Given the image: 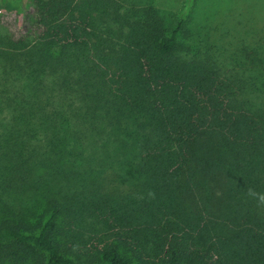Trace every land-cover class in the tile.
Wrapping results in <instances>:
<instances>
[{
    "label": "trees",
    "instance_id": "16d2710c",
    "mask_svg": "<svg viewBox=\"0 0 264 264\" xmlns=\"http://www.w3.org/2000/svg\"><path fill=\"white\" fill-rule=\"evenodd\" d=\"M34 1L0 32V264H264V37L226 66L189 11Z\"/></svg>",
    "mask_w": 264,
    "mask_h": 264
},
{
    "label": "rangeland",
    "instance_id": "374dc122",
    "mask_svg": "<svg viewBox=\"0 0 264 264\" xmlns=\"http://www.w3.org/2000/svg\"><path fill=\"white\" fill-rule=\"evenodd\" d=\"M152 3L166 15L190 13L188 27L190 42L195 49L209 52L230 66L235 57L247 59L245 44L264 37V0H136ZM34 0H0V32L11 33L16 38L34 39L37 22L31 17ZM23 195L18 204L26 207ZM146 238H144L145 240ZM147 242V243H146ZM144 245L151 254L152 244ZM132 264H145L134 258Z\"/></svg>",
    "mask_w": 264,
    "mask_h": 264
}]
</instances>
